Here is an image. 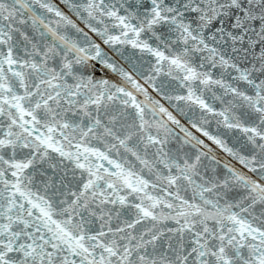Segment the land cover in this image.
Segmentation results:
<instances>
[{
	"label": "snow or ice",
	"instance_id": "1",
	"mask_svg": "<svg viewBox=\"0 0 264 264\" xmlns=\"http://www.w3.org/2000/svg\"><path fill=\"white\" fill-rule=\"evenodd\" d=\"M0 264H264V0H0Z\"/></svg>",
	"mask_w": 264,
	"mask_h": 264
}]
</instances>
